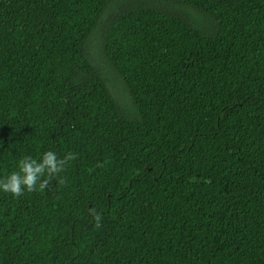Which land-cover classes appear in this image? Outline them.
<instances>
[{"label": "trees", "instance_id": "obj_1", "mask_svg": "<svg viewBox=\"0 0 264 264\" xmlns=\"http://www.w3.org/2000/svg\"><path fill=\"white\" fill-rule=\"evenodd\" d=\"M115 3L130 109L87 53ZM49 150L48 189L0 190V264H264V0H0V178Z\"/></svg>", "mask_w": 264, "mask_h": 264}, {"label": "clouds", "instance_id": "obj_2", "mask_svg": "<svg viewBox=\"0 0 264 264\" xmlns=\"http://www.w3.org/2000/svg\"><path fill=\"white\" fill-rule=\"evenodd\" d=\"M77 158L75 153H67L63 158H58L54 151H46L37 160L31 156H25L18 163V171H13L4 178H0V190L11 193L14 197H20L24 190L44 191L48 189L52 177L57 176L65 170L66 166ZM65 183L63 178L59 181ZM96 226L100 227L102 216L94 209L92 210Z\"/></svg>", "mask_w": 264, "mask_h": 264}, {"label": "rangeland", "instance_id": "obj_3", "mask_svg": "<svg viewBox=\"0 0 264 264\" xmlns=\"http://www.w3.org/2000/svg\"><path fill=\"white\" fill-rule=\"evenodd\" d=\"M127 0H121L124 2ZM152 1V0H149ZM118 8L117 3L113 4L108 12L102 18V21L95 28V30L91 33L88 41H87V53L94 63V65L99 69L102 77L106 81L107 85L111 89L115 99L118 103L123 107L130 109L133 106L132 99L130 97V93L126 88L124 82L120 78V76L116 73L114 68L108 63L106 58L103 55L102 51V32L105 23L109 20V15L112 14ZM129 114H133L130 110Z\"/></svg>", "mask_w": 264, "mask_h": 264}]
</instances>
